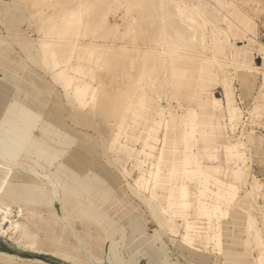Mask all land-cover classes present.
I'll use <instances>...</instances> for the list:
<instances>
[{"label":"rangeland","instance_id":"374dc122","mask_svg":"<svg viewBox=\"0 0 264 264\" xmlns=\"http://www.w3.org/2000/svg\"><path fill=\"white\" fill-rule=\"evenodd\" d=\"M77 2L0 0V157L26 156L38 123L50 132L53 144L54 132L47 123L59 118L62 138H56L57 147H38L31 161L67 190L65 210L74 217L85 246L93 250L96 264H264V0L236 2L237 16L243 19L248 12L257 23L256 37L242 56L252 66L239 67V78L228 85L185 73L174 79L173 91H154L142 74L140 85H131L128 74L118 83L122 70L113 69L110 75L78 53L62 57L47 45L41 47L38 39L51 35L63 19L61 13ZM31 3L37 11L30 9ZM142 16L148 13L133 10L123 16L117 10L107 15L105 26L118 25L119 32L137 21L144 25V42L150 46L161 35L156 20L142 24ZM219 19L225 27L226 18ZM172 21L171 34L180 38L181 48H200L201 35L193 22ZM228 26L235 46H242L238 37L244 27ZM98 35L100 31L90 39L105 43ZM130 74L138 78L135 71ZM110 76L116 81L108 83ZM18 79L14 96L42 118L5 89ZM141 96L145 104L132 115ZM214 167L239 178L243 189L198 175V168ZM3 190L24 197L6 198L26 207L23 244L39 253L18 249L0 237V264H30L22 263L27 257L52 264L63 259L85 263L38 179L18 172L0 178V194ZM235 199L239 202L233 211ZM245 243L252 246L249 251Z\"/></svg>","mask_w":264,"mask_h":264},{"label":"bare ground","instance_id":"6f19581e","mask_svg":"<svg viewBox=\"0 0 264 264\" xmlns=\"http://www.w3.org/2000/svg\"><path fill=\"white\" fill-rule=\"evenodd\" d=\"M32 1L41 2L42 0ZM64 1L65 3L68 2V0ZM237 1L238 0H78L76 5L67 7L66 10L61 13L63 18L61 23L56 29H54V32L51 33V35L39 38L38 44L41 47L47 45L50 47V49L58 51L59 55L62 57H70L75 53H78V56L83 58L87 64L94 61L100 66V68L102 67V71L110 73V71L113 69L115 71L122 70L124 71L123 76L121 78L119 77V79H116L118 83L120 82L119 80L122 81L125 79V74H128V76L131 77V85H140L138 82H140V76L142 74V76L149 79L154 91H160L161 89L165 88L169 91H173L174 79L181 78L185 73H188L189 75L193 74V76L199 77L202 82L205 80H210L222 85H224V83L225 85H228L229 83L236 82V80L239 78V67L250 68L252 66L243 60V55L247 53L248 43L255 39V32L257 30V23L248 12H246L247 16L243 17V19H240L237 16V10L240 7L236 3ZM33 4L34 3H31L30 9L37 11L36 6ZM117 10H120L123 16L130 15L133 10H136L139 13L147 12L148 17L142 16L141 23L144 24V21L147 22L148 20L155 19L157 23L156 30H159L158 34L161 35V38L159 39V35H155V43L148 46V43L144 42V25H141L137 21L134 25H132V21L129 22V25L125 26L123 30L119 32L117 31L118 25L106 27L105 25L107 15L109 13L114 14ZM219 15H223L226 18L225 27L221 25ZM69 16L72 18L68 19L67 17ZM84 16H86L85 20L87 21L88 25H86L83 30ZM175 18H179L187 23L193 22L195 30L201 35L200 48L197 47L198 45L195 46L194 44H187L185 48H181L179 46L177 40L180 38H176L173 34H171V24L173 22L172 20ZM242 20L244 24H242ZM174 24H176V22ZM228 24H233L236 27H240V25H242L244 27L242 30V36L238 37L239 41L243 43L242 46H235L236 42L235 39L232 38ZM98 31H100V35L98 36L105 43H98L94 39H90V37H93L92 35ZM55 33H59L60 35L56 37L54 35ZM81 36L86 38L84 42L80 41ZM245 38H249L247 43L244 41ZM108 39L111 41L110 44L106 42ZM140 44H143V46H140ZM25 46L22 45V47ZM105 66L109 68H105ZM131 70L137 73L138 78L131 76ZM116 80L115 77L110 76L108 83L115 82ZM18 82L19 79L12 84L6 83L4 87L8 91L10 89L12 90V99L16 103L31 111V113L37 114L28 105H25L14 96V91ZM141 82H143V80ZM203 85L205 86L207 84L204 83ZM124 91L126 92V88ZM129 92L134 93L135 91L129 90ZM140 98L141 99L138 105L134 107V112L132 115H134L135 110L138 107H143L145 104V99H143L142 96ZM54 103L57 104L56 101H54ZM70 108L73 110L77 109L82 113H85L78 108ZM74 114L77 115V113ZM37 115L42 118V115ZM57 118L55 117L54 122H51V124L45 121V123H47V125L51 127L54 132V143H51L50 145V142L52 141V137L49 135L50 132L46 131L45 128H43V125L38 123L35 127H33L34 130L32 131L31 135H33L32 137L34 138V141L32 139L31 146L29 147L30 151L26 153V156L21 155V157H19L17 160H12L11 158L7 157H0V178L5 180L9 178V176L15 175L19 172L38 179L41 183V186L48 190V194L54 200L53 207L56 213H54L55 216L71 231L79 246L83 251H85L87 255V264H96V261L93 260L89 251L86 250L84 243L75 230L73 225L74 217L68 214L65 210L63 197L65 193H68L67 190L64 188V186H59L55 179L48 173L40 171L32 162L34 159L33 157L35 156L33 151L38 147H57L56 138L59 136L60 137L58 140L62 138L60 131L62 128L59 124L60 122H58L59 118ZM89 118L90 117L87 119ZM74 121H76V119ZM33 133H37V135H34ZM131 135L132 133H127V137H130ZM240 136L243 137V130L241 131ZM237 170L239 171L240 168ZM198 175L211 177L216 181H221L226 185H229L231 188H238L240 190L243 189L241 188V180L232 176L231 173L225 170V168L214 167L206 170L198 168ZM21 185L19 186L21 187ZM7 186L10 187L9 185ZM183 191L182 198L186 200L187 192L185 191V188ZM3 192L4 194L1 195ZM241 193L243 194L245 191ZM1 194L0 237L6 238L9 242L16 245L18 249L23 251H31L32 253H39L34 250H28L27 246L23 244L28 223V211L26 207L20 204L14 206L6 198L16 197L17 199H15L18 201V197L21 199L22 196H18L17 194L14 195L13 193L8 191L5 192L4 190L1 192ZM238 200L235 199L234 201L236 203L233 202L231 206L233 211L237 209L239 202ZM88 205L93 208L95 207L92 203H88ZM229 223H231V221ZM246 243L245 246L249 251L252 246H249ZM1 253L7 254L3 251ZM13 257L20 258V256L17 255H14ZM255 260L257 262L256 258ZM22 261H24L22 263L30 264H52L37 257L23 258ZM62 264L66 263L63 262Z\"/></svg>","mask_w":264,"mask_h":264},{"label":"crops","instance_id":"0c3cea01","mask_svg":"<svg viewBox=\"0 0 264 264\" xmlns=\"http://www.w3.org/2000/svg\"><path fill=\"white\" fill-rule=\"evenodd\" d=\"M80 236V235H79ZM73 238H74V236H73ZM81 238V237H80ZM74 240H75V238H74ZM81 240H82V238H81ZM75 242H76V252H77V254H82L86 259H85V263L84 264H87V255H86V253H85V251H83L81 248H80V246L78 245V243H77V241L75 240ZM82 242L84 243V241L82 240ZM84 245H85V243H84ZM86 247V246H85ZM86 250L87 251H89V253H90V255L92 256V258H93V260H94V254H93V250L90 248V247H86ZM62 262H64V263H66V261L63 259V261ZM66 264H68V263H66Z\"/></svg>","mask_w":264,"mask_h":264}]
</instances>
